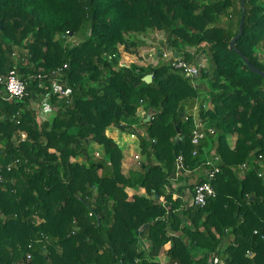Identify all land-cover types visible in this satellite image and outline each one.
Segmentation results:
<instances>
[{
	"label": "trees",
	"instance_id": "16d2710c",
	"mask_svg": "<svg viewBox=\"0 0 264 264\" xmlns=\"http://www.w3.org/2000/svg\"><path fill=\"white\" fill-rule=\"evenodd\" d=\"M243 16L236 49L264 72V0H0V77L16 69L29 92L6 101L0 85V264H160L152 259L168 245V264H264V241L254 234H264V78L231 49ZM154 32L191 64L204 53L201 77L179 75L161 52L157 66H121V47L140 55ZM55 82L70 100L54 92ZM46 93L51 122L32 106ZM190 98L213 129L198 147ZM111 127L138 136L140 173L124 175ZM212 150L221 162L211 180ZM180 169L205 171L191 189L212 184L206 207L181 210L166 193ZM131 188L151 198L130 196Z\"/></svg>",
	"mask_w": 264,
	"mask_h": 264
},
{
	"label": "built area",
	"instance_id": "2783aa9c",
	"mask_svg": "<svg viewBox=\"0 0 264 264\" xmlns=\"http://www.w3.org/2000/svg\"><path fill=\"white\" fill-rule=\"evenodd\" d=\"M132 56V55H131ZM164 60H166L171 69L174 71H177L178 73L187 76V78H191L193 80L198 79L201 76L202 66L201 65H195L191 64L188 61H186L183 57H178L174 55L173 52H165L163 54ZM121 63V66L130 68V65L127 66V64ZM159 63H153V66H157ZM68 68V65L65 64L62 68H59L56 74H63V71ZM37 80H39L41 83L39 84V87H44V81L46 80V76L42 74H38L36 77ZM59 85V82H57ZM0 85L4 88L5 93L1 96V99L6 101H13V100H23L29 95L28 92V81L23 80L21 76L18 75L16 69L11 70L6 76L0 77ZM58 87L54 83V92L60 94L62 98H66L70 100V91H63L62 86L59 85L60 91L58 92ZM45 97L48 98V102L50 99V95L46 94ZM50 106V105H49ZM51 108V107H50ZM195 121V127L192 134V144L196 147L200 146L202 142H204L206 139L209 138L210 134L213 133V129L206 128V126L198 121V119H194ZM19 123V122H17ZM21 139H26V133H21ZM198 154V149L195 150L194 155L196 156ZM96 157L100 158V154L97 153ZM260 166L262 171L259 174L260 178H264V160L260 158ZM180 166H182L183 157L180 156L178 158ZM221 162V159L218 155L214 153H211L210 158L207 160V165L210 166L212 169L209 172L208 177L212 180L219 172L220 167L219 164ZM17 163V162H15ZM13 169V165H9L7 167V171L10 172ZM5 182V178L2 174V169H0V185H2ZM216 197V191L212 184L210 182L203 183L200 185H197L194 188V192L191 198V206H196L200 208H204L207 206L208 201L212 198ZM255 235L259 236L262 241H264V234L261 232H258L257 230L254 232ZM32 260V256L30 254L27 255V261L30 262ZM212 264V263H210Z\"/></svg>",
	"mask_w": 264,
	"mask_h": 264
},
{
	"label": "crops",
	"instance_id": "0c3cea01",
	"mask_svg": "<svg viewBox=\"0 0 264 264\" xmlns=\"http://www.w3.org/2000/svg\"><path fill=\"white\" fill-rule=\"evenodd\" d=\"M189 52L193 54L192 50H189ZM39 100H40L39 103L36 102L32 106H33V108L38 109L39 114H40L41 111H40L39 104L42 102V99L40 98ZM54 115H55V111L50 116L54 118ZM144 116H145V111L143 108H140L138 110V118L140 120H143ZM39 120L42 122H49L48 118H41V116H39ZM133 127L137 128V129L141 128V127H139L138 124H134ZM140 130H141L140 133L142 134L143 129L141 128ZM106 135L108 137L112 138L120 146V148L122 149V151L124 153V160H123V173H124V175L125 176H131V175L134 176V175L140 173V170H137L136 162L131 163L130 168L127 169V161L129 158H131L132 153H140L141 152V149L139 146L138 136H135L132 134H127V133L122 132L121 130H119L115 127L109 128L106 132ZM236 139H237V137L235 135H233L231 139L229 138V141H230V144L232 147L235 146ZM211 153H214V151L212 150ZM141 157L144 158L142 160V163H141L142 167H144L145 163H146V158L142 154H141ZM134 161H136V160L134 159ZM204 176H205V171L201 172L200 170H198L196 172L195 176H193L189 170L180 169V170H178L175 178L171 179L170 186H168L166 188V193L168 195H172L173 200H175V201L181 200L182 201V207H181L182 209L181 210H183V208H188L191 206V198L193 195V189H191V185H193L195 183V181L197 180L198 177H204ZM128 194L130 196L138 195L140 197L151 198L147 194V192L141 188L128 189ZM181 210H178V212H180ZM184 221H185V219H184ZM180 234H181V232L177 233V235H180ZM142 242L144 244L145 250L148 252L149 244H147L143 240H142ZM230 242H231V238L227 237L226 244H228ZM226 244H224L222 250L226 248ZM169 248H170V245L163 248L160 255H158L157 257L152 259V261H154L156 263H160V264H168L170 259L167 255V250Z\"/></svg>",
	"mask_w": 264,
	"mask_h": 264
},
{
	"label": "rangeland",
	"instance_id": "374dc122",
	"mask_svg": "<svg viewBox=\"0 0 264 264\" xmlns=\"http://www.w3.org/2000/svg\"><path fill=\"white\" fill-rule=\"evenodd\" d=\"M150 36L151 37H149L147 39L145 38V42H146L147 46L141 48V54L140 55L131 56V55H129L128 53H126L124 51L123 47H121L120 64L121 63H125L128 66L131 63H133L132 65H130V67H134V66L137 67L138 66V67H141V68L148 69L149 65H152L153 63H156V62L159 63V61H160L159 60V55H160L159 52H161L163 54L165 52H173L175 54V51L173 49H171V47L169 46V44L167 42V39H166V35H165L164 32H154ZM79 41H80L79 37L78 38L77 37L74 38V43H78ZM189 50H192L193 54L196 53V49L195 48H190ZM17 51H18V49H17ZM176 56H178V55H176ZM178 57H180V56H178ZM263 60H264V56H263ZM197 64L201 65L202 68L207 66L208 59H207V56L204 53H200L197 56ZM178 74L181 75L180 73H178ZM55 84L58 86L55 89H57L58 92H59L60 91L59 85H58L57 82H55ZM206 84H208V82H206ZM206 84L204 86L207 88ZM46 94H44V97L41 98L42 102L39 104L40 111H41L40 116H41V118H48L49 122H51L53 120V117H51L50 115L53 114L55 110L53 108H50L49 102H48V98L45 97ZM199 106H200V100L199 99L190 98L188 100L187 104H186L187 115L188 116H193L197 120L199 118ZM138 125L140 126L139 120H138ZM231 138H232V136H230V139ZM140 153H132L131 158H129L128 161H127V169L130 168V165L133 162H136L137 170L141 169V163H142V160L144 158L141 157ZM134 159L136 161H134ZM38 223H41V221L38 220ZM212 258H211V261H213ZM214 260H217L216 257L214 258Z\"/></svg>",
	"mask_w": 264,
	"mask_h": 264
},
{
	"label": "water",
	"instance_id": "95a60500",
	"mask_svg": "<svg viewBox=\"0 0 264 264\" xmlns=\"http://www.w3.org/2000/svg\"><path fill=\"white\" fill-rule=\"evenodd\" d=\"M243 28H244V16L242 17V21H241V24H240V32L239 34L233 39L232 41V44H231V49H234L237 51L236 49V43L238 41V39H240L243 35ZM241 57L243 58V60L246 62V64L248 65V67L250 68V70L260 76H262L264 78V72L257 69L255 66H253L252 64L249 63L248 59L245 57V55H243L241 52L237 51ZM143 81L146 82L147 84H150L152 83L153 81V75L152 74H149L147 76H145L143 78ZM153 115H155V112L150 109L147 113V117L145 119V123H149L151 122L152 118H153ZM150 226V224H146L144 225L142 228H141V231L145 230L146 228H148Z\"/></svg>",
	"mask_w": 264,
	"mask_h": 264
}]
</instances>
